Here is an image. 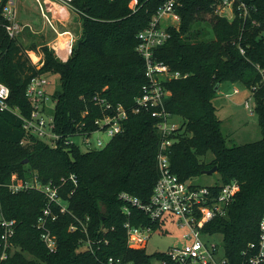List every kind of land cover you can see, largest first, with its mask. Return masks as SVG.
<instances>
[{
  "label": "trees",
  "instance_id": "1",
  "mask_svg": "<svg viewBox=\"0 0 264 264\" xmlns=\"http://www.w3.org/2000/svg\"><path fill=\"white\" fill-rule=\"evenodd\" d=\"M128 1L73 0L81 36L65 61L56 56L47 42L25 47L18 36L9 38L0 5V83L9 88L10 107L28 115L25 90L30 79L56 73L60 86L50 97L58 132L68 134L81 122L85 123V130L93 129L94 120L100 116L92 100L97 94L128 109L123 131L97 150H84L77 144L50 147L40 139L26 136L14 113L0 112V217L14 223L11 246L5 249L0 226V264H103L108 256L133 264H152L161 258L158 252L148 254L144 249L127 246L123 227L126 215L119 199L122 192L142 201L149 198L158 177L156 156L160 142L150 112L135 113L132 107L146 82L143 59L135 50L136 35L147 25L161 0H140L143 5L135 13ZM255 5L261 27H251L241 37L244 55L235 44L239 22L213 14L208 0H185L179 27L172 29L168 41L155 51L157 59L172 70L188 74L164 84L170 91L165 109L182 122L170 135L171 171L181 181H190L202 170L216 166L220 183H240L225 214L206 226L211 234L223 235L224 255L233 264H240L241 251L247 243L256 241L258 223L264 214V40L259 37L264 28V0H255ZM209 28L212 38L208 37ZM38 47L42 57L33 64L27 51ZM223 82H240L252 90L260 140L226 145L213 105L215 86ZM207 153L213 156L210 164L200 160ZM32 174L42 184H61V179L71 174L77 179L76 186L66 180L59 188L67 211L61 213L53 205L57 217L46 221L56 240L53 252L46 248L37 227L47 204L45 195L34 189L12 193L8 188ZM210 188L216 190L218 184ZM130 211L132 223L152 224L137 209L131 207ZM74 217H88L87 234L79 229L69 230ZM87 239L90 249L81 247ZM3 252L5 258H1Z\"/></svg>",
  "mask_w": 264,
  "mask_h": 264
},
{
  "label": "built area",
  "instance_id": "2",
  "mask_svg": "<svg viewBox=\"0 0 264 264\" xmlns=\"http://www.w3.org/2000/svg\"><path fill=\"white\" fill-rule=\"evenodd\" d=\"M38 8L39 14L54 32V45L48 46L56 56H69L74 45V37L69 31H60L53 23L54 16L58 14L61 6L78 14V10L72 5L73 0H33ZM185 0H161V3L151 14L147 25L137 35L136 52L144 62V76L146 82L141 87V94L134 99L132 111L137 113L142 110L150 112L155 120L154 128L159 136L158 153L156 163L158 177L152 192L146 201L131 196L125 192L119 194L123 202L122 210L126 215L123 227L126 232L127 246L134 249H144L147 239L151 233L159 229L165 231L168 222L175 221L180 228H185L182 237L187 242L182 247H173L160 253L161 258L155 259L152 264H233L225 255L216 258L217 246H208L202 241V235L211 234L206 226L216 217L225 214L227 206L234 200L240 190V183L232 180L228 183H219L218 189L210 186L194 185L191 181H181L170 169L168 149L173 143L170 138L172 132L181 126V121L175 122L176 115L170 114L165 109V101L170 96V91L165 83L171 80L187 77V73L172 70L168 64L157 59L155 51L164 45L171 37V30L177 29L181 22L180 10ZM1 13L5 20L4 30L9 38H15L26 27L27 24L17 19V0H0ZM143 3L140 0H129L128 6L132 13L137 12ZM208 5L213 14L225 18L228 21L236 20L240 24L236 46L240 54H245V46L241 43V37L251 27H261L257 18V7L255 0H208ZM66 35L62 50H56L61 36ZM259 37L264 40V28H261ZM57 42V43H56ZM61 53V54H60ZM62 55V56H61ZM262 81L264 73L261 70ZM48 80L46 74L37 75L30 79L25 90V96L30 106L28 115H23L18 108L10 107L8 99L9 88L0 83V112L10 111L20 120L26 136H33L56 148L60 144H77L84 150H97L104 148L110 139L123 131V123L128 116V109L122 104H113L107 98L95 95L92 100L99 109L100 116L93 124L94 128L85 130V123H77L74 130L68 134H62L56 130L53 112L49 114L46 109V85ZM254 89V87H253ZM233 92H237L234 88ZM50 96V95H49ZM50 100L52 101L51 97ZM53 109H54V102ZM246 106L248 103L246 102ZM249 107V106H248ZM86 112L83 113L85 115ZM105 133L107 140H103L98 134ZM69 180L74 186L77 179L74 174L67 179L62 178L61 184L52 182L42 184L36 174L24 180L22 183L8 185L12 193L34 189L42 192L47 204L38 219L37 227L41 230V240L49 252L56 249L55 237L51 234L47 220L54 221L56 215L52 206L57 205L58 210L63 213L67 211L66 202L59 195V188ZM212 186V185H211ZM72 192L70 191L69 195ZM137 209L152 224L142 222L132 223L130 208ZM75 223L69 226L70 231L80 230L87 234L88 217L85 220L74 217ZM153 224H157L154 228ZM0 226L3 228L1 239L4 249L11 246L10 238L14 234V223L0 217ZM87 249L91 248L89 239L85 241ZM145 250V249H144ZM159 253V252H158ZM1 258H5L3 252ZM103 264H133L124 261L120 257L108 256ZM240 264H264V214L258 223V235L256 241L247 243L241 251Z\"/></svg>",
  "mask_w": 264,
  "mask_h": 264
},
{
  "label": "rangeland",
  "instance_id": "3",
  "mask_svg": "<svg viewBox=\"0 0 264 264\" xmlns=\"http://www.w3.org/2000/svg\"><path fill=\"white\" fill-rule=\"evenodd\" d=\"M16 10L18 21L26 22V19L29 18L30 23H28L31 26H28L32 28V30H30L29 27H26L18 34L19 41L25 47L30 46L32 43L39 44L41 42H47L48 40L50 42L54 41V32L41 18L33 0H17ZM205 19L208 20L209 16L207 15ZM59 22H62V20ZM53 23L58 30H63L64 28L70 30L74 37V44L81 36V25L80 22L76 20L65 23L67 25L63 28L61 25L62 23L58 24L57 19H53ZM36 30L41 31V33ZM208 37H213L210 28ZM27 54L33 64H38L42 57L39 47L36 48V50H28ZM46 78L48 80L45 90L47 94L46 109L47 112L51 114L53 112V103L49 95L59 89V77L56 73H49L46 74ZM219 86L220 87H218L216 91V96L213 99V105L216 109V115L220 120V131L226 139V145L231 147L233 145H241L260 140L261 132L256 114L253 112L252 90L245 87L240 82H223ZM234 88L237 92H233ZM246 102L249 107L246 106ZM174 121L179 123L181 119L175 116ZM98 136L105 141L107 140L105 133H100ZM212 158V154L207 153L204 157H201L200 160L206 164H210ZM212 167L213 166H211V168ZM190 181L192 184L199 186H211L221 182L220 175L217 171L212 174H201L200 176L192 178ZM164 229L167 230V233H165V231L160 232L159 229L151 233L144 248L146 253H162L173 247H182L187 242V240L182 237L186 229L178 227L175 221L168 222ZM202 241L208 246L212 244L216 245V258L220 259L223 257V235L221 233L216 232L202 235ZM81 247L84 248L86 246L83 244Z\"/></svg>",
  "mask_w": 264,
  "mask_h": 264
},
{
  "label": "crops",
  "instance_id": "4",
  "mask_svg": "<svg viewBox=\"0 0 264 264\" xmlns=\"http://www.w3.org/2000/svg\"><path fill=\"white\" fill-rule=\"evenodd\" d=\"M27 17H28V14H27ZM55 19H57V21H58V24H60V23H62L61 25H62V28L64 27V26H66L67 24H65V23H69L71 20H76V21H78V22H80V20H79V17H78V14L77 13H75V12H73V11H71V10H69V9H67V8H65V7H63V6H61L60 8H59V12H58V14L57 15H55L54 16V20ZM27 21L26 22H22V23H24V24H27V25H30L29 23V18H27L26 19ZM62 20V22H59V21H61ZM29 22V23H28ZM60 25V26H61ZM31 26V25H30ZM37 32H39V33H41V31H39V30H36ZM60 31H69L70 32V30H67V29H63V30H60ZM54 41H52V42H50L49 40L47 41V45L48 46H50V45H54L55 46V42L53 43ZM57 43V42H56ZM59 43V42H58ZM57 43V44H58ZM56 50H62V48L58 45V46H56ZM61 54V53H60ZM62 56V55H61ZM62 58L63 59H61V60H63V61H65L67 58H68V56L67 57H65V56H62ZM39 59V58H38ZM41 60V59H40ZM40 66V65H39ZM38 66V67H39ZM220 87V86H219Z\"/></svg>",
  "mask_w": 264,
  "mask_h": 264
},
{
  "label": "water",
  "instance_id": "5",
  "mask_svg": "<svg viewBox=\"0 0 264 264\" xmlns=\"http://www.w3.org/2000/svg\"><path fill=\"white\" fill-rule=\"evenodd\" d=\"M219 87V85L217 84L215 86V90H217ZM25 162V161H24ZM217 171V167L216 166H213L212 168L210 169H207V170H202V174H212L213 172Z\"/></svg>",
  "mask_w": 264,
  "mask_h": 264
},
{
  "label": "bare ground",
  "instance_id": "6",
  "mask_svg": "<svg viewBox=\"0 0 264 264\" xmlns=\"http://www.w3.org/2000/svg\"><path fill=\"white\" fill-rule=\"evenodd\" d=\"M64 38H66V35H63V36H61V38L59 39V46L62 48L63 47V41L64 40H66V39H64Z\"/></svg>",
  "mask_w": 264,
  "mask_h": 264
}]
</instances>
